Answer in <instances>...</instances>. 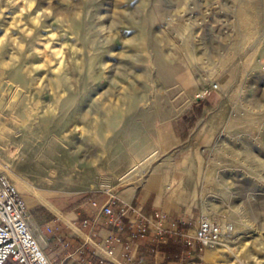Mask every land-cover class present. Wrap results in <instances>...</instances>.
Listing matches in <instances>:
<instances>
[{"label":"rangeland","instance_id":"374dc122","mask_svg":"<svg viewBox=\"0 0 264 264\" xmlns=\"http://www.w3.org/2000/svg\"><path fill=\"white\" fill-rule=\"evenodd\" d=\"M0 175L29 205L154 189L229 228L198 264H264L234 227L264 220V0H0Z\"/></svg>","mask_w":264,"mask_h":264},{"label":"crops","instance_id":"0c3cea01","mask_svg":"<svg viewBox=\"0 0 264 264\" xmlns=\"http://www.w3.org/2000/svg\"><path fill=\"white\" fill-rule=\"evenodd\" d=\"M156 178L159 180V177ZM156 178L153 177L149 184ZM114 199L115 209L133 205L147 216L165 213L166 217L162 221L166 230L164 241L157 244L155 234L150 231L145 236H139L128 251L122 245H105L107 237L117 230L105 224V217L91 203L97 201L99 205H103L112 199L97 197L83 204L63 207L47 201L34 205L26 202L29 208V225L52 264H99L100 259H103V264L199 263L203 255L199 244L194 242V246H187L182 238V234L193 238L198 227L195 214L186 203L176 200L165 202L154 189L147 188H126L114 195ZM262 207L264 208V202L255 203L256 210ZM129 219V216L123 218L124 237L130 233ZM234 227L238 233H260L264 232V220L259 219L254 224L235 223ZM155 244L162 246L161 251L158 248L152 250ZM110 247L114 249L112 255L107 254ZM5 264L18 263L9 259Z\"/></svg>","mask_w":264,"mask_h":264},{"label":"built area","instance_id":"2783aa9c","mask_svg":"<svg viewBox=\"0 0 264 264\" xmlns=\"http://www.w3.org/2000/svg\"><path fill=\"white\" fill-rule=\"evenodd\" d=\"M216 88V85L211 86L210 92ZM109 199L112 200L103 205H99L97 201L91 203L92 207L98 209L105 217V224L117 230L107 237L105 245H122L124 250L128 251L140 235H146L150 231L155 234L157 244L164 241L166 230L162 221L165 216L160 213L147 216L133 205L115 209L114 195ZM125 216L130 217V233L124 237L122 233ZM226 231L227 228L221 224L202 217L195 236L191 238L182 234V238L187 246L192 247L194 242H197L199 250L205 251L218 245ZM113 252L112 247L107 249L108 255H112ZM9 259L18 264H52L29 225V208L25 199L8 178L0 175V264H5ZM103 262V259H100L99 264Z\"/></svg>","mask_w":264,"mask_h":264},{"label":"bare ground","instance_id":"6f19581e","mask_svg":"<svg viewBox=\"0 0 264 264\" xmlns=\"http://www.w3.org/2000/svg\"><path fill=\"white\" fill-rule=\"evenodd\" d=\"M81 89V88H80ZM80 91V90H79ZM78 91V92H79ZM73 96V95H72ZM76 96H77V94H76ZM77 100V99H76ZM73 103V102H72ZM77 103V102H76ZM76 103H75V106H76ZM69 104V103H68ZM39 133V132H38ZM33 137H34V135H33ZM39 137V136H38ZM35 138H37V137H35ZM51 143H52V141H51ZM40 145V144H39ZM52 145V144H51ZM54 145V144H53ZM50 146V145H49ZM38 147V146H37ZM37 147H35L36 149H39V148H37ZM56 147V146H55ZM49 148V147H48ZM51 148V147H50ZM58 148V147H57ZM31 149H32V147H31ZM42 149V148H41ZM59 149V148H58ZM46 150H48L49 151V149H46ZM33 151V150H32ZM39 153V152H38ZM52 153V152H51ZM44 154H45V152H44ZM61 154V153H60ZM64 154V153H63ZM56 155H57V153H56ZM80 155V154H79ZM44 156V155H43ZM58 156V155H57ZM48 157V156H47ZM51 157H52V155H51ZM43 158V157H42ZM51 159V158H50ZM73 160V159H72ZM49 161V160H48ZM70 161H71V158H70V156H65V157H63V158H60V159H56V167L57 168H59V169H63V168H65L69 163H70ZM127 161V160H126ZM44 162H46V161H44ZM50 162V161H49ZM53 162V161H52ZM40 163H43L42 161L40 162ZM48 165V164H47ZM54 166V165H53ZM50 169H51V167H50ZM66 170V169H65ZM138 173V166L137 165H135V166H133V168L129 171V172H127L124 176H123V178H125V179H128V178H131V177H133L134 175H136ZM227 228V232L229 233V228L228 227H226Z\"/></svg>","mask_w":264,"mask_h":264},{"label":"trees","instance_id":"16d2710c","mask_svg":"<svg viewBox=\"0 0 264 264\" xmlns=\"http://www.w3.org/2000/svg\"><path fill=\"white\" fill-rule=\"evenodd\" d=\"M188 116H189V115H186L185 118H189ZM193 121H194V120H193ZM140 236H145V235H140ZM155 245H156V244H155ZM155 245L152 246V250L158 248V249H160V251H161V249H162L161 247H162V246H161V245H156V246H155Z\"/></svg>","mask_w":264,"mask_h":264}]
</instances>
